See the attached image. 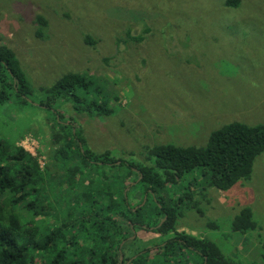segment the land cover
I'll return each mask as SVG.
<instances>
[{"label":"rangeland","instance_id":"1","mask_svg":"<svg viewBox=\"0 0 264 264\" xmlns=\"http://www.w3.org/2000/svg\"><path fill=\"white\" fill-rule=\"evenodd\" d=\"M0 46L16 55L35 100L69 72L90 76L102 87L111 116L77 114L69 100L56 108L81 129L94 152L111 151L116 159L150 165L149 147H203L227 124H264V0H240L237 8L226 0H0ZM61 134L51 112L14 102L0 106V139L33 155L44 176L23 202L16 203L13 192L0 193V223L18 216L26 237L42 247L30 250L32 264L48 261L61 248L68 260L103 264L107 245L90 221H102L96 207L108 203L113 174L70 173L73 162L59 151ZM196 178L198 171L167 186L164 195L180 214L176 231L215 242L234 261L260 263L264 154L252 177L228 191L190 186ZM142 196L141 190L132 192V207ZM246 207L257 228L234 232L233 221ZM55 228H63L65 237L47 246L45 237ZM125 235L123 264L143 251L148 264H192L184 257L165 263L160 245L174 233L137 228Z\"/></svg>","mask_w":264,"mask_h":264},{"label":"trees","instance_id":"2","mask_svg":"<svg viewBox=\"0 0 264 264\" xmlns=\"http://www.w3.org/2000/svg\"><path fill=\"white\" fill-rule=\"evenodd\" d=\"M239 4L240 0H226L228 7L237 8ZM38 22L41 27L45 25L41 17ZM38 34L41 35V32ZM86 40L93 44L89 37ZM34 95L35 91L14 52L7 46H0V106L14 102L51 112L64 140L60 154L73 162L69 167L70 173L83 175L86 171L95 170L113 174L110 185H107L110 190L108 203L96 207L102 221L100 224L95 220L90 221L93 228L100 230L101 242L107 245L101 257L103 264H123L120 256L125 247L123 242L128 239L125 234L134 233L137 228L163 236L174 233L160 245L165 263L175 261L176 257H184L186 263L192 264H243L226 257L213 241L176 231L180 214L164 194L168 185H177L187 175L197 171L200 179H194L190 186L201 185L203 189L211 187L228 191L240 181L249 180L257 157L264 154V124H227L212 132L207 145L203 147L172 144L149 147L146 158L151 164L143 165L116 159L111 151L94 152L81 129L67 122L56 108L63 100H69L77 114L99 117L113 115L114 110L108 106V95L104 94L102 87H95L90 76L66 73L55 84L42 89L41 98L35 100ZM130 175L137 176L135 181L123 185ZM70 176L72 180L75 179L74 174ZM43 179L41 167L33 155L23 148L13 147L7 139H0V193L13 192L19 195L15 202L20 203L26 200L29 188L43 182ZM128 189L130 191L126 192ZM139 190L143 196L132 207L129 197L133 191ZM27 206L33 207L34 203ZM256 228L257 223L249 207L243 208L232 224V230L241 234ZM63 237V228H55L46 235V245L55 246ZM33 247L42 249L35 240L26 237L17 215H11L0 223V264H32L29 252ZM262 249V261L249 264H264V241ZM90 253L95 256L97 252ZM137 256L131 264H148L146 251ZM41 264L86 263L82 257L68 260L66 248H61Z\"/></svg>","mask_w":264,"mask_h":264}]
</instances>
